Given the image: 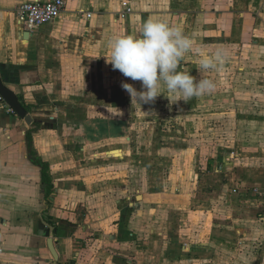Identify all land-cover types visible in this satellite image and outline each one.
<instances>
[{
    "label": "crops",
    "instance_id": "obj_1",
    "mask_svg": "<svg viewBox=\"0 0 264 264\" xmlns=\"http://www.w3.org/2000/svg\"><path fill=\"white\" fill-rule=\"evenodd\" d=\"M27 1L0 0V76L33 117L29 125L0 100V264H191L209 258L248 264L256 240L248 237L246 217L257 220L259 207H248L236 193L242 183L264 182V163L248 156L237 181V156L229 154L212 160L203 179L190 173L170 191L131 195L128 187L138 182L140 169H125L134 158L121 84L142 88L105 57L114 35H137L151 18L192 40L181 69L197 80L202 71L212 81L217 75L218 65L200 69L202 58L229 56L238 47L245 58L239 69L264 75V0H67L57 19L31 29L15 13ZM128 5L132 11L122 18ZM167 94L168 103L181 96L180 105L201 104L200 98ZM34 123L40 128L30 142ZM34 151L50 165V206ZM258 204L264 208V195Z\"/></svg>",
    "mask_w": 264,
    "mask_h": 264
},
{
    "label": "rangeland",
    "instance_id": "obj_2",
    "mask_svg": "<svg viewBox=\"0 0 264 264\" xmlns=\"http://www.w3.org/2000/svg\"><path fill=\"white\" fill-rule=\"evenodd\" d=\"M238 50L239 47L232 48L229 56L222 55L223 63L217 64V75H213L215 89L211 93L193 97L195 100L200 98V106L180 105L181 96L174 99L176 104L168 103V91L164 88L159 90L160 95L154 101L133 105V99L125 90L123 116L130 120L132 139L127 143L134 158L126 164L125 169L132 170L133 164L134 168L140 169L138 182L128 187L131 195L136 194L137 190L142 192L146 189L166 188L170 191L190 173L192 179L196 175L203 179L205 172L213 166L212 160L225 159L229 154L237 156L236 180L241 176L239 169L244 167L243 164L246 162L248 166V156L259 164L264 163V87L260 85V78L264 75L255 69H249L248 74L240 70L245 58L240 57L242 54ZM206 75L211 79L212 74ZM197 78H205L204 72ZM110 115L115 114L110 111ZM250 183H242L236 195L241 197L238 199L242 202H248V207H259L257 220L246 217L248 237H255L256 240L247 256L248 264H264V234L261 233L264 224L260 219V211L264 208L258 204L264 195V182L258 180L252 184L258 187V191L251 190L253 186ZM235 213L241 215L239 210ZM179 218L188 221L189 217L179 215ZM209 260L201 259L191 264H215L212 258Z\"/></svg>",
    "mask_w": 264,
    "mask_h": 264
},
{
    "label": "clouds",
    "instance_id": "obj_3",
    "mask_svg": "<svg viewBox=\"0 0 264 264\" xmlns=\"http://www.w3.org/2000/svg\"><path fill=\"white\" fill-rule=\"evenodd\" d=\"M108 44L110 54L105 57L106 62L124 77L141 83V91L130 83L121 84L140 104L154 101L162 86L181 94L184 101L211 93L216 87L212 80H197L181 69V61L193 48V42L180 28L162 20L149 18L140 26L137 35H114ZM218 63H223L220 53L202 58L200 69H212Z\"/></svg>",
    "mask_w": 264,
    "mask_h": 264
},
{
    "label": "built area",
    "instance_id": "obj_4",
    "mask_svg": "<svg viewBox=\"0 0 264 264\" xmlns=\"http://www.w3.org/2000/svg\"><path fill=\"white\" fill-rule=\"evenodd\" d=\"M66 7L67 0H32L19 5L15 13L17 20L31 29L54 21ZM131 11L132 8L128 5L127 9L121 12V17H126ZM82 15H84V13H82ZM86 16L90 18L92 13L88 12ZM0 100L3 99L0 97ZM255 191H258V189H255Z\"/></svg>",
    "mask_w": 264,
    "mask_h": 264
},
{
    "label": "water",
    "instance_id": "obj_5",
    "mask_svg": "<svg viewBox=\"0 0 264 264\" xmlns=\"http://www.w3.org/2000/svg\"><path fill=\"white\" fill-rule=\"evenodd\" d=\"M0 97L9 105L12 107V109L19 115L20 118L24 119L26 123L29 125L33 122V117L29 113V111L24 107L22 104L20 97L18 94L15 93L14 90H12L10 87L6 86L0 76ZM139 199H141V195H139ZM49 246L50 249L54 255V258L56 261L59 259L58 252L54 245L53 238L49 239ZM56 263V262H55Z\"/></svg>",
    "mask_w": 264,
    "mask_h": 264
},
{
    "label": "trees",
    "instance_id": "obj_6",
    "mask_svg": "<svg viewBox=\"0 0 264 264\" xmlns=\"http://www.w3.org/2000/svg\"><path fill=\"white\" fill-rule=\"evenodd\" d=\"M20 100H21L22 104L24 105V107L28 111H30L31 106L26 104V102L24 101L22 96H20ZM39 128H40V123H34L33 126L30 128V130L28 131L27 138L30 140V142H32V140H33L34 132L37 131ZM34 155H35L36 163L38 165H40L41 169H42V185L44 188V198H45V201L47 202V204L50 206L52 204V195L54 192V190H53L54 183H53L52 174L50 171V165L48 162L44 161L41 157L36 156L35 151H34ZM49 221L51 222V219H47V222H49ZM55 227H56V225H55Z\"/></svg>",
    "mask_w": 264,
    "mask_h": 264
}]
</instances>
